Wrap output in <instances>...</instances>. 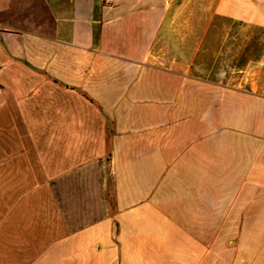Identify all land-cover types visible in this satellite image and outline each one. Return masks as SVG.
<instances>
[{"label": "crops", "instance_id": "obj_1", "mask_svg": "<svg viewBox=\"0 0 264 264\" xmlns=\"http://www.w3.org/2000/svg\"><path fill=\"white\" fill-rule=\"evenodd\" d=\"M0 264H264V0H0Z\"/></svg>", "mask_w": 264, "mask_h": 264}]
</instances>
